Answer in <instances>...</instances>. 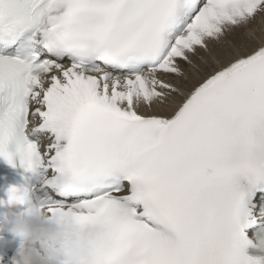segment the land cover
<instances>
[{
    "label": "snow or ice",
    "instance_id": "snow-or-ice-1",
    "mask_svg": "<svg viewBox=\"0 0 264 264\" xmlns=\"http://www.w3.org/2000/svg\"><path fill=\"white\" fill-rule=\"evenodd\" d=\"M0 158L68 264H264V0H0Z\"/></svg>",
    "mask_w": 264,
    "mask_h": 264
},
{
    "label": "clouds",
    "instance_id": "clouds-1",
    "mask_svg": "<svg viewBox=\"0 0 264 264\" xmlns=\"http://www.w3.org/2000/svg\"><path fill=\"white\" fill-rule=\"evenodd\" d=\"M29 191L24 184H12L4 198L6 204L25 205ZM8 230L20 238L19 259L14 264H68L63 253L52 251L50 240L67 227L58 214H50L38 204L29 205L6 217Z\"/></svg>",
    "mask_w": 264,
    "mask_h": 264
}]
</instances>
